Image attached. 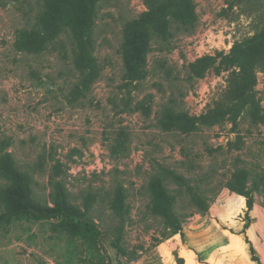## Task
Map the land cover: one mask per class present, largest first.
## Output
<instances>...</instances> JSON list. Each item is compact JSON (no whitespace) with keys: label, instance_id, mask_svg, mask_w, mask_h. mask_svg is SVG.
Here are the masks:
<instances>
[{"label":"rangeland","instance_id":"1","mask_svg":"<svg viewBox=\"0 0 264 264\" xmlns=\"http://www.w3.org/2000/svg\"><path fill=\"white\" fill-rule=\"evenodd\" d=\"M45 1L0 0V158L10 152L50 206L60 161L55 179L82 210L90 198V208L76 226L38 212L4 220L0 264H182L186 247L202 258L220 248L217 257L227 260L224 246L239 242L250 259L253 245L264 264V62L230 61L235 45L260 38L264 0L173 1L168 32L151 28L141 66L130 59L127 35L149 0H97L92 46L79 45L81 68L92 55L99 67L91 85L75 63L69 27L43 51L24 47ZM240 69L252 74V86L232 113L206 122ZM168 107L187 118L170 126ZM236 168L249 171L246 189L259 188H230ZM121 226L122 251L114 245Z\"/></svg>","mask_w":264,"mask_h":264},{"label":"trees","instance_id":"2","mask_svg":"<svg viewBox=\"0 0 264 264\" xmlns=\"http://www.w3.org/2000/svg\"><path fill=\"white\" fill-rule=\"evenodd\" d=\"M97 0H46L45 8L38 16L37 23L34 27L24 32L26 40L25 48L28 51L40 52L47 49L48 44L52 40L58 38L66 27L72 30L73 36L78 43L75 44L76 54L75 63L80 67V55L82 51V41L92 46L90 34L93 28V18L96 15ZM175 0H149L150 10L138 21H136L133 32L127 35V42L133 46L134 51L130 54V59L138 66L144 63L146 54L149 50L150 37L152 35L151 28L153 26H162L159 30L160 34L168 32V13ZM189 1V0H186ZM80 5L85 8L83 13L74 11L71 6ZM159 23V24H156ZM259 39L245 43L241 47L234 46V57H231V64H235L237 57L245 58L250 65L259 66L264 62V29L259 34ZM22 38L19 39V44H22ZM85 82L91 85L99 75V67L96 64V58L92 55L88 59V65L81 68ZM251 77H250V75ZM246 73L243 69L232 70L228 79V86L220 100L216 101L214 106L208 110L203 118L206 122H211L229 113L235 109L236 102L241 99L244 94L252 86V74ZM167 119L172 126L175 122L182 118H187L186 115L178 114L172 107L165 109ZM172 124V125H171ZM0 158V174L4 177V181L0 184V201L4 210L0 212V225L4 220H9L13 217H18L22 214L30 212H38L44 214H52L61 217L62 224L65 226H76L77 221L81 216H85L90 208V198H86V209L82 210L78 205L73 203L70 198V192L67 185L56 180L55 177L63 172L60 161H57L52 167V175L54 178L53 190L51 197L53 206H50L46 201L39 200L35 197L32 179L28 173L21 172L15 163V160L10 152L1 154ZM248 169L236 168L233 175L228 181V186L240 193H248L250 190L258 189L259 185L255 182L250 188L246 189L248 178ZM157 185L164 196H168L165 188L162 185L161 179H157ZM248 210L252 209L253 204L251 196L248 195ZM115 204L117 211L123 215L126 212L125 193L123 187L118 185L115 192ZM62 225V226H63ZM248 226V225H246ZM114 245L122 251V226L118 229ZM247 242H250L246 239ZM251 260L255 264H262L259 257L255 254L253 245L248 247Z\"/></svg>","mask_w":264,"mask_h":264},{"label":"crops","instance_id":"3","mask_svg":"<svg viewBox=\"0 0 264 264\" xmlns=\"http://www.w3.org/2000/svg\"><path fill=\"white\" fill-rule=\"evenodd\" d=\"M224 247L227 249H224L222 252L228 254L229 258L227 260L217 257L219 256L220 248L214 250V252H211L205 258H202L199 252L186 247L182 251V257L184 258L182 264H254L246 253V245L240 244L239 242V244H227Z\"/></svg>","mask_w":264,"mask_h":264}]
</instances>
